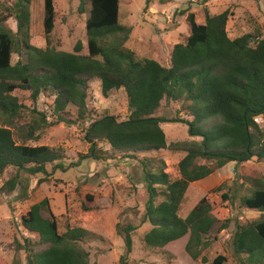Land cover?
<instances>
[{
  "label": "trees",
  "instance_id": "obj_1",
  "mask_svg": "<svg viewBox=\"0 0 264 264\" xmlns=\"http://www.w3.org/2000/svg\"><path fill=\"white\" fill-rule=\"evenodd\" d=\"M212 1L215 0H202L204 5ZM30 2L19 0L14 15L0 18V115L8 125L0 126V177L10 168L17 172L0 192H14L21 183V175L28 178L47 175L52 164L56 169L65 168L63 148L27 144L38 141L40 133L52 124L44 112L36 109L40 96L48 94L54 98L57 123L70 121L67 117L71 106L77 108L75 122L91 119L85 134L90 148L84 158L97 162L111 158L104 156L98 147L100 143H107L114 152L132 159L162 150L185 154L178 165L180 176L173 181L165 171L164 162L153 171L146 162L155 159L145 156L142 159L149 195L142 223L152 227L143 240L150 248L164 249L189 236L185 252L193 261L224 264L227 261L224 256L208 263L203 255L210 247L212 230L219 223L212 215L209 194L199 200L187 217L182 218L179 212L191 184L235 163V169H242L240 177L251 186V195L244 196L240 204L257 211L261 217L237 227L233 257L237 264H264V176L260 171L244 167L250 161L264 160V130L256 121L257 117H264V39L261 35L249 33L230 39L229 10L211 15L205 7L203 24L197 22L196 14L184 10L181 15L188 13L190 35L185 43L174 46L170 67H165L153 59L137 60L136 54L126 47L132 29L120 23V0L90 1L86 54L80 41L73 52L58 51L51 46L56 21L54 0H44L47 47L32 45ZM80 2L83 10L85 0ZM146 3L150 6L151 0ZM10 17H15L17 33L6 26ZM18 47L26 50L27 60L13 65V54L21 52ZM93 80L101 82L104 97H109L114 90H125L129 111L126 119L119 120L109 114L91 118L87 102ZM16 90L30 92L35 106L32 120L18 126L15 121L25 106L14 96ZM165 99L188 103L182 111L191 121L157 116ZM165 123H185L192 136L202 139L168 144L161 126ZM12 128H17L21 144L17 143ZM199 160L210 163H199ZM223 189L221 185L213 191ZM85 198L84 210L94 211V198L91 195ZM21 225L36 237L35 241L26 238L23 244L17 243V249L28 254L27 264H90V253L81 243L97 235L81 227L61 233L48 198L32 205L22 216ZM226 228L221 224L219 230ZM135 230L137 227L131 224L116 227L125 245L122 264L133 251Z\"/></svg>",
  "mask_w": 264,
  "mask_h": 264
},
{
  "label": "rangeland",
  "instance_id": "obj_2",
  "mask_svg": "<svg viewBox=\"0 0 264 264\" xmlns=\"http://www.w3.org/2000/svg\"><path fill=\"white\" fill-rule=\"evenodd\" d=\"M19 0H0V18L14 15L15 5ZM30 42L32 45L45 49L47 47L44 32V0H30ZM90 1L85 0L81 10L80 0H54L56 10L55 29L51 34V46L58 51L73 52L77 42H82L83 53L88 52L86 21L90 11ZM120 0V23L131 27L132 33L126 47L137 56V60L153 59L165 67H170L171 53L175 45L185 43L190 35L187 21L188 13L196 14L197 22H205V7L211 15L231 12L227 25L230 39L234 40L245 34L254 33L264 39V0H215L204 5L202 0H173L162 2L151 0ZM187 10L185 16L181 11ZM6 26L17 33L15 17H10ZM21 41V37L17 35ZM22 44V43H21ZM21 52L12 56V64L26 62L27 52L18 47ZM20 102L25 106L21 117L15 124L23 125L32 120V110L35 108L30 99V92L16 90ZM54 98L41 95L36 109L48 116L52 123L41 133L38 141H29L31 146L47 145L52 148H63L65 151L64 167L56 169L49 165V174H39L35 177L21 175V183L14 192H0V264H27L28 254L17 249V243H24L26 238L36 240L35 235L28 233L21 225V218L30 207L45 198L50 200V209L56 216L61 233L69 228L81 227L97 235L81 243L90 253V264H122L120 259L125 254V245L117 235L116 227H126L131 224L137 227L132 233L133 251L124 259L125 264H205L201 260L193 261L185 252V245L189 236L169 244L164 249H153L144 243V236L151 230L150 224H143L149 195L146 180H142L143 157L155 159L146 162L148 168L156 171L161 163L166 165V173L171 180L177 179L179 162L184 153L169 150L153 151L140 154L137 159L127 158L114 152L109 144L100 143L99 148L104 156L111 157L102 161L84 158L89 153L90 145L85 140L86 130L91 119L85 123L75 122L77 108L69 107V122L57 123L54 114ZM88 109L92 119H98L106 114L114 115L119 120L128 117V100L125 90H114L109 97H104L101 82L93 80L88 97ZM188 103L164 100L157 116L172 119L179 117L191 121L182 108ZM256 121L264 130V117L259 116ZM0 126L8 127L0 115ZM15 133L18 144L21 140ZM167 143L183 141H201V137L190 134V127L185 123L162 124ZM199 163H210L199 160ZM246 169L260 171L264 176V160L250 161L245 164ZM235 163H229L208 178L193 183L189 187L185 200L180 209V216L187 217L193 207L206 194L212 204V215L218 220L209 237L210 247L204 252L208 263H212L218 256L226 257L224 264H237L233 257L234 240L237 227L259 219L261 214L241 206L244 196L251 195V186L241 178L242 169H235ZM109 171L110 178H106ZM17 174L10 168L0 177V189ZM223 185L221 192H214L216 187ZM86 195L95 200V210L85 211L83 208ZM228 197L227 199L223 196ZM160 201V199H159ZM48 217V214H44ZM221 224L227 228L220 231Z\"/></svg>",
  "mask_w": 264,
  "mask_h": 264
},
{
  "label": "crops",
  "instance_id": "obj_3",
  "mask_svg": "<svg viewBox=\"0 0 264 264\" xmlns=\"http://www.w3.org/2000/svg\"><path fill=\"white\" fill-rule=\"evenodd\" d=\"M162 126V125H161ZM106 178H110V174H109V171H107V173H106V176H105Z\"/></svg>",
  "mask_w": 264,
  "mask_h": 264
},
{
  "label": "water",
  "instance_id": "obj_4",
  "mask_svg": "<svg viewBox=\"0 0 264 264\" xmlns=\"http://www.w3.org/2000/svg\"><path fill=\"white\" fill-rule=\"evenodd\" d=\"M144 177V181L146 180V178H145V176H143Z\"/></svg>",
  "mask_w": 264,
  "mask_h": 264
}]
</instances>
